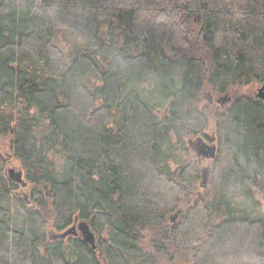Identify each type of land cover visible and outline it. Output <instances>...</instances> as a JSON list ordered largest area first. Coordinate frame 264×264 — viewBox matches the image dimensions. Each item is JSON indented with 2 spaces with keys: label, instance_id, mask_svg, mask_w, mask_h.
<instances>
[{
  "label": "trees",
  "instance_id": "trees-1",
  "mask_svg": "<svg viewBox=\"0 0 264 264\" xmlns=\"http://www.w3.org/2000/svg\"><path fill=\"white\" fill-rule=\"evenodd\" d=\"M263 86L264 0H0V264H264Z\"/></svg>",
  "mask_w": 264,
  "mask_h": 264
},
{
  "label": "water",
  "instance_id": "water-1",
  "mask_svg": "<svg viewBox=\"0 0 264 264\" xmlns=\"http://www.w3.org/2000/svg\"><path fill=\"white\" fill-rule=\"evenodd\" d=\"M256 98L260 101L264 102V86L259 88L257 90V94H256ZM212 100V97H211ZM210 100V101H211ZM231 100V98H229V96H224L221 97L219 99L216 100V103L218 105H220L221 107H224L227 103H229ZM213 102V101H211ZM206 138H209L208 136H206ZM209 140V144H207L206 142H204L202 139L197 140L196 142H190L191 147L194 149V151L197 154L198 159H204V160H213L216 156V147L213 144L214 140L213 139H208ZM200 165V162L199 164ZM9 175L12 179L17 180L20 182L22 175L20 173H15L14 171H10ZM202 187L206 188V185L208 183L209 180V170L207 168H203L202 169ZM24 186V185H23ZM81 234L83 236V238L85 239V241L89 244H93L94 240H93V236L92 234L89 232V229L87 226L80 224L78 225V228L75 226L72 229L68 230L67 232H65L64 234H62L61 236L57 237V238H66L69 235H79Z\"/></svg>",
  "mask_w": 264,
  "mask_h": 264
},
{
  "label": "rangeland",
  "instance_id": "rangeland-1",
  "mask_svg": "<svg viewBox=\"0 0 264 264\" xmlns=\"http://www.w3.org/2000/svg\"><path fill=\"white\" fill-rule=\"evenodd\" d=\"M245 92H246V91H245L244 89H242V90H236V91H233L232 93H228V95H229L231 98L234 99V98H238L241 94H243V93H245ZM256 93H257V92H256ZM220 97H221L220 95H215V97H214L215 102H216V100L219 99ZM230 97H229V98H230ZM204 98H207V97L204 96ZM208 100H211V97H209ZM227 104H228V103H227ZM227 104H226V105H227ZM226 105H225V106H226ZM203 160H204V159H203ZM198 161H200V160L198 159ZM201 163H203L202 160H201ZM201 163H200V165H201ZM205 164H206V163H205ZM200 165H199V166H200Z\"/></svg>",
  "mask_w": 264,
  "mask_h": 264
},
{
  "label": "flooded vegetation",
  "instance_id": "flooded-vegetation-1",
  "mask_svg": "<svg viewBox=\"0 0 264 264\" xmlns=\"http://www.w3.org/2000/svg\"><path fill=\"white\" fill-rule=\"evenodd\" d=\"M199 160H200L199 162L201 163V160H203V159H200V158H199Z\"/></svg>",
  "mask_w": 264,
  "mask_h": 264
}]
</instances>
